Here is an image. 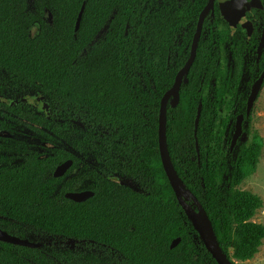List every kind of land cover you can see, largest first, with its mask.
Segmentation results:
<instances>
[{"label": "trees", "instance_id": "1", "mask_svg": "<svg viewBox=\"0 0 264 264\" xmlns=\"http://www.w3.org/2000/svg\"><path fill=\"white\" fill-rule=\"evenodd\" d=\"M208 1L0 0V96L18 101L0 102V132L10 134L0 135V228L42 244L0 241V264H218L179 204L159 147L176 38L185 27L196 30ZM261 1L263 9L249 14L255 26L249 42L243 29L231 35L216 3L189 82L167 114L179 176L206 209L224 254L242 262L264 241V224L253 221L264 200L240 188L257 171L264 141L254 132L231 151L232 107L245 113L264 70V50L256 63ZM225 49L245 63L242 83L229 87L227 98L220 86ZM35 94L44 96L50 118L26 102ZM251 120L244 134H252ZM69 159L80 177L77 191L94 193L84 202L66 198L73 182L54 176Z\"/></svg>", "mask_w": 264, "mask_h": 264}, {"label": "water", "instance_id": "2", "mask_svg": "<svg viewBox=\"0 0 264 264\" xmlns=\"http://www.w3.org/2000/svg\"><path fill=\"white\" fill-rule=\"evenodd\" d=\"M219 4V8L222 16L228 22L231 33L234 34L239 25H241L248 33V38L251 37L254 26L253 23L247 19L246 12L252 7H262V2L260 0H217ZM216 0H209L205 8L202 10L199 21L197 24V30L194 36L192 51L188 62L185 67L179 72L175 83L173 86L165 93L160 106L159 112V147L161 160L166 172V175L169 179L171 187L177 197V200L183 210L185 211L187 217L193 223L195 229L201 236L206 248L212 254L214 259L218 262V264H237V262L230 256L224 254L215 234L213 223L196 195H194L190 190L186 189L185 183L182 178L179 176L170 156L168 142H167V114H168V103L171 99V106L177 107L180 102V90L183 82L184 75L190 70L193 65L197 49L203 29V24L207 15L212 12L214 14ZM85 10V4H83L77 22H76V31L79 30L80 24L83 18ZM264 48V37L258 47V56H261L262 50ZM264 81V74L260 77V79L254 84L251 94L248 99V107L247 114L250 115L251 110L253 109L256 100L258 99L259 93L262 88V84ZM25 100L28 104L33 106L34 108L43 111L47 117H49L48 113V104H46L44 100V96L42 95H28L25 97ZM0 102L7 104L9 106H15L18 104L17 100L9 99L8 97L0 96ZM202 105L199 106L197 117H196V130L199 125L200 117H201ZM243 120L244 115H240L237 119L236 129L233 135L231 148L233 149L236 145L239 138L243 135ZM1 136L8 137L7 132H0ZM198 147V145H197ZM72 165V161L69 160L59 166L55 173V177L62 176ZM111 181L117 182L121 185H127L126 181H123L119 178H110ZM94 195L91 191H82V192H74L67 193L66 198L71 199L75 202H84L90 197ZM192 203V204H190ZM0 241L30 247V248H40L42 246L41 243L31 241L30 239L20 238L18 236L9 234L7 231H4L0 228ZM181 239L177 238L173 241L171 248H175Z\"/></svg>", "mask_w": 264, "mask_h": 264}, {"label": "flooded vegetation", "instance_id": "3", "mask_svg": "<svg viewBox=\"0 0 264 264\" xmlns=\"http://www.w3.org/2000/svg\"><path fill=\"white\" fill-rule=\"evenodd\" d=\"M248 1H251V0H248ZM261 1V0H260ZM262 2V1H261ZM216 3L218 4V1L216 0V2H215V6H216ZM218 8H219V4H218ZM253 9H263V4H262V7H252V8H250L249 10H247V12H246V15H247V19L248 20H250L252 23H253V21H252V19H251V17H250V13H251V11L253 10ZM219 11H220V8H219ZM201 14V13H200ZM209 14H211L213 17H214V15H215V8H214V14H212V12H210ZM208 14V15H209ZM220 14H221V11H220ZM207 15V16H208ZM221 16H222V14H221ZM200 17V16H199ZM207 18V17H206ZM206 18H205V20H206ZM222 18L224 19V17L222 16ZM225 20V19H224ZM199 21V20H198ZM225 22H227L226 20H225ZM198 24V23H197ZM204 24H205V21H204ZM204 24H203V29H202V33H201V37H200V41H199V45H198V49H199V46H200V43H201V41L202 40H205L206 38H207V33H209L208 32V30L207 29H205V26H204ZM227 24H228V22H227ZM228 26H229V24H228ZM253 26H254V23H253ZM229 28H230V26H229ZM239 29H243L245 32H246V36H247V42H249L250 40H251V38H252V36L254 35V32H255V26H254V30H253V33H252V35H251V37L250 38H248V33H247V31L241 26V25H239L238 26V28H237V30H236V32L237 31H239ZM196 30H197V27H196ZM196 30L195 31H193L191 28H189V27H185L184 28V30H182V32L177 36V38H176V48H175V50H174V52H173V56L171 57L172 58V60H173V66H174V69H176V73H175V78H174V81H173V83H172V86H173V84L175 83V81H176V78H177V76H178V74H179V72L185 67V65H186V63L188 62V60H189V58H190V55H191V51H192V44H193V40H194V36H195V33H196ZM230 31H231V29H230ZM235 32V33H236ZM185 33H188L189 35H190V39L187 41V43H183L182 41H183V37H184V34ZM234 33V34H235ZM234 34H232L231 33V35H234ZM263 37H264V29H263V31H262V33H261V36H260V38H259V43H258V45H257V49H256V63L258 64V63H260V60H261V57H262V53H263V50H264V48H263V50H262V53H261V56H258V47H259V45H260V43H261V41H262V39H263ZM227 48H228V46H227ZM226 48V49H227ZM198 49H197V54H198ZM224 50V57H225V55L227 54V50ZM197 54H196V58H197ZM227 55H229L228 57H230L231 58V61L234 63V65H235V68H236V71H234V73L231 75V76H228L227 78H225V76H224V65H225V61H224V58H223V62H222V67H221V76H220V86H223L224 87V89H225V98H227L226 97V92H227V90H228V88L229 87H233L234 88V90H235V88H236V86L237 85H235V84H237L238 83V81H240V84L242 83V81H243V77H244V75H242V76H240V73H241V70H245V63L243 62V64H242V62H240V61H238V60H235V59H233V56H232V53H228ZM196 58H195V60H196ZM195 62V61H194ZM182 63V64H181ZM194 64V63H193ZM193 66V65H192ZM192 66H191V68H192ZM191 68H190V70L184 75V77H183V82H182V86L185 84V83H188L189 82V74H190V71H191ZM262 74H264V70L263 71H261V73L259 74V76H257L256 77V79L254 80V82L252 83V85H251V87H250V92H249V96H250V94H251V90H252V88H253V86H254V84L260 79V77L262 76ZM240 79V80H239ZM263 85H264V81H263V84H262V87H263ZM171 86V87H172ZM182 86H181V89H182ZM241 86V85H240ZM239 86V87H240ZM170 87V88H171ZM169 88V89H170ZM168 89V90H169ZM262 89V88H261ZM213 90H209V88H207V90H206V95H210V93L212 92ZM180 92H181V90H180ZM249 96H248V99H249ZM164 97V96H163ZM163 99V98H162ZM248 99H247V105H246V109H245V113H240L239 112V108H238V106L236 105V103H233V111H232V113H234L235 114V121H234V124H233V131H232V136H231V144H232V139H233V135H234V132H235V129H236V123H237V119H238V117L240 116V115H244V120H243V135H244V126L245 127H247V122H246V118L247 117H251V113H250V115H248L247 114V107H248ZM162 101V100H161ZM30 105V104H29ZM171 106V99L169 100V103H168V106ZM200 105H202V104H200ZM199 105V106H200ZM31 106V105H30ZM160 106H161V103H160ZM33 107V106H32ZM34 108V107H33ZM49 108V107H48ZM174 108V107H173ZM176 108V107H175ZM199 108V107H198ZM34 109H36V108H34ZM38 110V109H37ZM40 111V110H39ZM41 112H43V111H41ZM198 112V111H197ZM221 113H220V116L222 117L223 116V114H224V111H223V109L220 111ZM47 117V116H46ZM47 118H50V116L49 117H47ZM252 118V117H251ZM35 126H37V125H35ZM8 133V132H7ZM243 135H242V137H243ZM8 137H10V134L8 133ZM14 137H16V138H18L17 136H14ZM242 137L241 138H239L238 139V141H237V143H236V145L234 146V148L232 149L231 148V145H230V148H231V151H233L234 149H235V147L237 146V144H238V142L239 141H242ZM35 141V145H37V146H40V145H45V146H47V147H49V148H53L54 147V145H52V144H48V143H46V142H41L39 139H34ZM69 160H71V159H69ZM69 160H67V161H69ZM67 161H64L63 163H61L59 166H61L62 164H64L65 162H67ZM72 161V165H71V167L62 175V176H60V177H63V179H64V182H73V185H74V191H72V192H68V193H74V192H78L77 191V188H78V185L80 184V177H78V175H77V173L76 172H74V171H72L71 169H72V167H73V165H74V161L73 160H71ZM59 166H57L56 167V169L59 167ZM56 169H55V171H56ZM55 173V172H54ZM75 177V180H73V178ZM57 178H59V177H57ZM110 178H118V177H110ZM110 178H109V180H110ZM119 179H121V178H119ZM121 180H123V179H121ZM111 181V180H110ZM123 181H125V180H123ZM114 182V181H113ZM115 183H117V182H115ZM119 184V183H118ZM121 185V184H120ZM127 185H128V183H127ZM82 192V191H81ZM67 194V193H66Z\"/></svg>", "mask_w": 264, "mask_h": 264}, {"label": "rangeland", "instance_id": "4", "mask_svg": "<svg viewBox=\"0 0 264 264\" xmlns=\"http://www.w3.org/2000/svg\"><path fill=\"white\" fill-rule=\"evenodd\" d=\"M190 39L188 33L184 34L183 43H187ZM229 55H225L224 61V76L227 78L236 71L234 63L231 61ZM251 126L249 127L250 133H245L242 137V141H251L254 132H257L264 141V85L259 93L258 99L255 102L253 109L251 110ZM242 190L252 192L259 195L264 200V147L260 156V162L257 167V171L249 176L240 186ZM254 222L264 224V208L258 211L257 215L253 219ZM232 257V254H231ZM233 258V257H232ZM235 260V259H234ZM237 264H264V241L260 248L259 253L249 261H237Z\"/></svg>", "mask_w": 264, "mask_h": 264}]
</instances>
